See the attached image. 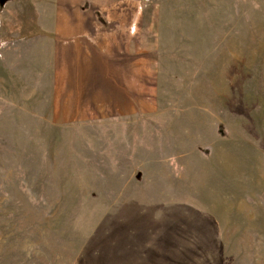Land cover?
Masks as SVG:
<instances>
[{
    "label": "rangeland",
    "instance_id": "rangeland-1",
    "mask_svg": "<svg viewBox=\"0 0 264 264\" xmlns=\"http://www.w3.org/2000/svg\"><path fill=\"white\" fill-rule=\"evenodd\" d=\"M95 4L81 79L0 14V264H264V0Z\"/></svg>",
    "mask_w": 264,
    "mask_h": 264
},
{
    "label": "crops",
    "instance_id": "crops-1",
    "mask_svg": "<svg viewBox=\"0 0 264 264\" xmlns=\"http://www.w3.org/2000/svg\"><path fill=\"white\" fill-rule=\"evenodd\" d=\"M39 1V0H38ZM99 0H46V4L40 7V11L35 12L37 10L36 7H33V4L36 1L32 0H18L19 4H16V1L9 0L8 3L3 8V11L0 12L2 18L5 20H10L15 14L16 19H12L13 23L18 24H39L41 21V50L44 51L47 55L53 58V65L57 63L60 68L55 69L57 73H61L62 75L65 73L73 72L76 74V79H81L83 74L86 72H92L91 67L87 68V64L92 56H96L95 54H87L82 52L81 50L85 45H88L86 38H90L92 35H89V31L91 29V25L97 22V17L90 15H83L87 9H91L92 7H96L94 5ZM93 3V5H92ZM6 10V11H5ZM22 14L24 16H22ZM48 19L53 20L49 22V24L53 25V29L46 24L48 23ZM46 24V25H45ZM47 27V28H46ZM33 37V36H31ZM34 40L32 38L24 40V38L15 39L13 41L14 36H12L13 47L15 46L16 51L13 55L16 56H32L34 57V51H38V45L35 47L34 42H39L38 37L34 35ZM97 37V36H96ZM95 42L91 44V47L97 48V39L95 38ZM11 40V39H10ZM49 43L48 49H45V42ZM29 50L30 52H27ZM34 54V55H33ZM67 56L73 57V69L67 70L66 61L64 60ZM89 56V58H87ZM54 58H56L54 60ZM79 58V59H77ZM81 58H84L82 60ZM85 68H82V66ZM82 75V76H81ZM65 83V78H64ZM64 83L62 84V88L65 87Z\"/></svg>",
    "mask_w": 264,
    "mask_h": 264
}]
</instances>
